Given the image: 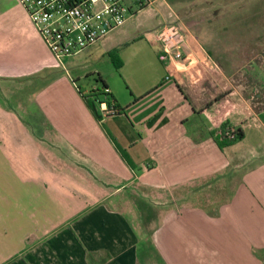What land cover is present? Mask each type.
<instances>
[{
  "label": "crops",
  "instance_id": "obj_1",
  "mask_svg": "<svg viewBox=\"0 0 264 264\" xmlns=\"http://www.w3.org/2000/svg\"><path fill=\"white\" fill-rule=\"evenodd\" d=\"M150 1L70 61L56 60L19 6L13 20L0 19V264H264V110L217 98L203 81L224 76L210 55H225L240 0ZM172 22L187 60H161L158 44L162 68L141 75L126 70L141 55H118L121 102L93 73L123 114L103 118L94 103L95 116L68 65L95 49L158 43ZM224 125L244 138L221 149ZM136 190L140 202L171 209L148 216L131 207ZM148 219L157 227L141 249L137 225Z\"/></svg>",
  "mask_w": 264,
  "mask_h": 264
},
{
  "label": "rangeland",
  "instance_id": "obj_2",
  "mask_svg": "<svg viewBox=\"0 0 264 264\" xmlns=\"http://www.w3.org/2000/svg\"><path fill=\"white\" fill-rule=\"evenodd\" d=\"M1 2L4 7H0V12L4 11V13H0V19H4V16H6L5 19L9 17V19L13 20L14 17L11 16L19 13L21 8L30 20L29 14L19 0H1ZM239 5L241 7V12L231 18L236 19L231 21V23H234V26L236 25L235 28L232 29V32L235 33L231 34L227 38L228 42L224 44L225 55H210L214 61V70L217 71L216 73H219V69L222 68L221 71L224 76L216 74L217 76L214 77L213 80L209 79V81H203L204 84H208L210 88H214L213 90L215 92L213 91V94H216L215 96H217V98L228 96L226 100L229 99L240 104L247 102L255 111H260L264 108V0H240ZM147 43L148 42L144 43L141 40L132 41L109 53H103L100 52L99 49H95L93 50L95 55L86 57L85 60L78 61V66L69 64L68 67L72 70L70 71L73 73V77H75L76 87L79 88L81 92H85V96L90 95V90L92 88L97 86L101 88L102 84L100 82V77L97 76V73H93L94 71L100 70L104 73L103 78L108 82L112 92H114V95L116 94L115 96L120 98L119 101L121 102L123 100L122 98H126V94L128 95L126 90L128 85L123 75V73L126 74L125 70L117 69L122 66L123 61L120 59L121 64L117 61L114 62L116 65L112 63L109 64L108 56L103 58L99 55H141L140 60L136 64L131 63L127 65L126 70H131L133 73L139 70L141 75H143L146 72L156 70L160 67L162 68V64L157 56L158 43L155 41L150 42L148 45ZM89 48L84 51H87ZM69 59L70 58H68V61L71 60ZM83 73L85 74L81 76ZM76 76L79 77V80H77ZM216 87L219 88V91H216ZM90 100L93 101L92 98ZM228 110L233 109L228 108ZM259 118L260 129H258V131H264V113H261ZM225 127L224 130L221 129L219 131L217 137L220 140L229 141L224 133L232 127L227 125ZM124 131L126 130H123V132ZM136 191L139 192V190ZM102 192L112 193L113 189H102ZM121 195H127V193ZM128 195H131L133 200H135L127 204H131V207L135 209L144 210L148 216L153 215L158 208L155 204L150 205V203L145 204L140 202V197H142L140 192L136 194L129 192ZM147 195H149L148 199L152 198L153 200L156 196L155 193H147ZM173 196L176 199L178 192H174ZM114 200L115 199H111L109 202L110 205H113ZM199 204L201 206H198L197 209L208 216H213L215 209L212 211L210 207H205L203 203L199 202ZM214 206L215 205H213V208ZM115 207L122 211H126L124 204L121 205L117 203ZM170 207L171 205L166 204L164 207L158 208V210L166 212L171 209ZM127 215L129 216L130 213H127ZM156 227L157 225H154V222L152 223L150 219L144 221L142 227L137 225V230H139L138 232H140L142 236L141 249L144 244L151 242V237Z\"/></svg>",
  "mask_w": 264,
  "mask_h": 264
},
{
  "label": "built area",
  "instance_id": "obj_3",
  "mask_svg": "<svg viewBox=\"0 0 264 264\" xmlns=\"http://www.w3.org/2000/svg\"><path fill=\"white\" fill-rule=\"evenodd\" d=\"M30 21L56 60L76 56L85 49L105 41L111 33L123 27L133 16L142 12L150 0H19ZM156 40L163 61L184 63L187 60V40L177 23L160 26ZM169 80V77H166ZM99 95H98V94ZM109 89L90 90L103 118L120 115L107 97ZM98 95V96H97ZM237 130L228 129L229 140Z\"/></svg>",
  "mask_w": 264,
  "mask_h": 264
},
{
  "label": "trees",
  "instance_id": "obj_4",
  "mask_svg": "<svg viewBox=\"0 0 264 264\" xmlns=\"http://www.w3.org/2000/svg\"><path fill=\"white\" fill-rule=\"evenodd\" d=\"M111 56V58H112V60H113V62H119L120 64H121V61H120V58H119V56L118 55H110ZM115 64V63H114ZM116 65V64H115ZM101 82V84H102V88L103 89H108V87H107V85H105L102 81H100ZM80 91V90H79ZM80 93L83 95V97H84V99L86 100V102H87V104H88V106L92 109V111H93V113L95 114V116H97L98 117V113L95 111V105H94V103H95V101H91L90 99H91V96H87V97H85L84 96V94L80 91ZM98 94V93H97ZM99 95V94H98ZM97 95V96H98ZM107 97H108V99H109V101L111 102V103H113V105L119 110V112H120V114H123V109L121 108V107H119L118 105H117V103L115 102V100H114V98H113V96L111 95V93H109L108 95H107ZM262 110H264V108L262 109ZM261 111V110H260ZM226 127H225V125L222 127V129L224 130ZM244 138V133L242 132V130H237V133H236V138L234 139V140H222V142L219 144V147L222 149L223 147H226V146H229V145H231V144H234L235 142H237V141H239V140H242ZM216 140H218L217 138H216Z\"/></svg>",
  "mask_w": 264,
  "mask_h": 264
}]
</instances>
